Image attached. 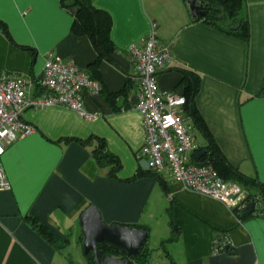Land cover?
Listing matches in <instances>:
<instances>
[{
  "label": "crops",
  "instance_id": "crops-1",
  "mask_svg": "<svg viewBox=\"0 0 264 264\" xmlns=\"http://www.w3.org/2000/svg\"><path fill=\"white\" fill-rule=\"evenodd\" d=\"M89 1L110 20L107 55L89 37L71 34L75 9L59 0H0L10 37L0 31V76H26L33 81L30 93L39 95L38 78L52 52L101 86L97 96L82 95L84 111L97 114L93 121L61 107L23 113L34 132L1 156L10 188L0 190V264H89L79 217L91 205L108 225L145 227L170 264H264V217L239 220L222 202L159 174L163 189L141 168L140 78L126 51L142 47L154 30L171 55L158 76L159 91L184 95L187 74L193 75L199 83L193 103L207 133L232 168L264 186V0L242 2L248 41L203 19L192 21L183 0ZM183 114L193 122L185 108ZM194 136L207 150L197 127ZM98 141L112 162L97 160ZM36 224L54 235V244ZM221 236L227 251L215 248Z\"/></svg>",
  "mask_w": 264,
  "mask_h": 264
},
{
  "label": "built area",
  "instance_id": "built-area-1",
  "mask_svg": "<svg viewBox=\"0 0 264 264\" xmlns=\"http://www.w3.org/2000/svg\"><path fill=\"white\" fill-rule=\"evenodd\" d=\"M127 54L140 78L136 110L142 119L143 140L138 158L146 160L150 170L166 174L183 189L199 193L225 204L234 214L253 205L252 215H264V200L260 193H251L240 184L223 180L209 164L194 160L195 126L183 114L186 100L177 93H162L158 76L171 62L167 45L161 43L152 30L142 47L130 45ZM33 85L26 76H0V190L10 184L1 166V156L7 147L34 132L33 126L22 118L26 110L61 107L75 112L87 121L97 114L83 109L82 95L94 97L101 92L100 84L72 62H62L52 52L46 54L39 80L41 94L33 95ZM226 239H215V248Z\"/></svg>",
  "mask_w": 264,
  "mask_h": 264
},
{
  "label": "trees",
  "instance_id": "trees-1",
  "mask_svg": "<svg viewBox=\"0 0 264 264\" xmlns=\"http://www.w3.org/2000/svg\"><path fill=\"white\" fill-rule=\"evenodd\" d=\"M61 5L64 8H74L75 13L73 16V21L71 24V34L73 35H85L89 37L99 54L107 55L108 52L112 49V45L110 44L108 33L110 29V20L106 16H102L97 10H95L89 0H59ZM221 1V0H220ZM186 5V0H183ZM243 0H227L221 1L224 6V14L232 20L231 32L245 40H249V24L246 18H243L239 15L241 5ZM187 6V5H186ZM207 22V20L205 21ZM208 24H211L207 22ZM0 31L8 38L9 34L6 29L5 24L0 21ZM92 78V77H91ZM186 83V92L184 93V97L186 100L185 110L190 115L193 120V124L197 127L201 132L205 135L208 141V145L206 147L207 154L200 158V164H209L211 165L218 176H220L223 180L242 182L245 185L250 187H256L257 193H260L264 200V186L256 183L254 180L246 178L241 173H239L236 169L232 168L224 159L221 152L211 139L210 135L207 133L204 125L201 122V118L198 116L197 111L194 107L193 99L198 89V80H195L193 75L187 74ZM104 150L103 142L98 141V146L94 150V155L98 161L103 162H112L113 160L108 159L105 154H102ZM201 151V149L199 150ZM151 176L156 178V180L160 183L163 189H165V185L160 179L158 173L149 169ZM137 174V176H139ZM249 215H244L243 212H235V216L241 220ZM264 217V215L262 216ZM132 229H142L147 231L145 227L141 226H128ZM36 229L38 233L50 244H54V235L47 230L45 226H41L40 224H36ZM176 230L173 228V237L176 236ZM67 243V237L62 238L61 244ZM98 253L99 256L107 255L115 258H124L125 253L118 247L112 246L108 243L98 244ZM220 248V247H218ZM150 252L146 249L140 253V255L136 258V264H146L149 259ZM89 264H92V256L89 254L86 256Z\"/></svg>",
  "mask_w": 264,
  "mask_h": 264
},
{
  "label": "water",
  "instance_id": "water-1",
  "mask_svg": "<svg viewBox=\"0 0 264 264\" xmlns=\"http://www.w3.org/2000/svg\"><path fill=\"white\" fill-rule=\"evenodd\" d=\"M211 0H186V5L192 21L196 22L203 18L202 10L207 8V2ZM227 1V0H223ZM42 74L38 78L41 79ZM207 154V150L195 153L194 160L199 161ZM142 169L149 170L146 160L140 161ZM253 205L248 204L243 210L244 215L252 213ZM79 225L83 237V255L92 256V264H135L136 258L145 248L149 239V233L142 229H132L121 224H106L101 217L99 210L94 206H88L79 217ZM108 243L120 248L124 253V258H115L107 255L99 256L98 244ZM220 250H229L228 245L219 243Z\"/></svg>",
  "mask_w": 264,
  "mask_h": 264
},
{
  "label": "rangeland",
  "instance_id": "rangeland-1",
  "mask_svg": "<svg viewBox=\"0 0 264 264\" xmlns=\"http://www.w3.org/2000/svg\"><path fill=\"white\" fill-rule=\"evenodd\" d=\"M212 1H213V4H212L213 12H212V16L206 19L207 22L213 25H216L224 30L230 31L232 27V20L224 14V6L221 3V1L223 0L221 1L212 0ZM239 15L241 16V10L239 12ZM152 239L148 240L146 244V248L151 250V257L149 258L150 260L148 264H170L168 258L165 257V253L161 249V246H160L161 243L158 241H155L154 239L153 240L156 243H153ZM82 242H83V239H82Z\"/></svg>",
  "mask_w": 264,
  "mask_h": 264
},
{
  "label": "flooded vegetation",
  "instance_id": "flooded-vegetation-1",
  "mask_svg": "<svg viewBox=\"0 0 264 264\" xmlns=\"http://www.w3.org/2000/svg\"><path fill=\"white\" fill-rule=\"evenodd\" d=\"M212 4H213V1L212 0L209 1V2H207V8L204 9V10H202V12L204 13V16L202 18L203 20H206L207 18H209V17L212 16V12H213V6H212Z\"/></svg>",
  "mask_w": 264,
  "mask_h": 264
}]
</instances>
